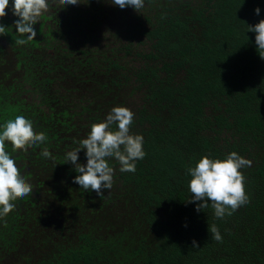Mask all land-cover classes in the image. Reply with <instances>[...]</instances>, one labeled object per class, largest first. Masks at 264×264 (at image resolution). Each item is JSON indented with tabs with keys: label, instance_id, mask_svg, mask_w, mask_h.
<instances>
[{
	"label": "trees",
	"instance_id": "1",
	"mask_svg": "<svg viewBox=\"0 0 264 264\" xmlns=\"http://www.w3.org/2000/svg\"><path fill=\"white\" fill-rule=\"evenodd\" d=\"M12 2L0 18V126L23 115L47 140L27 151L6 141L33 192L0 219V264H264V59L248 31L264 0H144L139 12L49 0L32 40L16 32ZM118 105L146 155L134 173L110 159L99 197L74 183L66 153ZM232 151L252 162L240 169L249 202L223 219L210 203L197 212L187 168Z\"/></svg>",
	"mask_w": 264,
	"mask_h": 264
},
{
	"label": "clouds",
	"instance_id": "2",
	"mask_svg": "<svg viewBox=\"0 0 264 264\" xmlns=\"http://www.w3.org/2000/svg\"><path fill=\"white\" fill-rule=\"evenodd\" d=\"M80 0H59L62 7L76 5ZM120 8L132 6L139 12L144 7V0H112ZM9 0H0V18L7 15L6 8ZM13 15L18 17L14 21L16 32L21 36L27 35V40L37 36L33 27L40 17L49 10V0H13ZM256 13L259 14V8ZM6 27L0 24V34H5ZM248 31L256 33L255 42L257 51L264 59V19L254 26L248 25ZM17 44L23 45L25 39H19ZM134 113L126 106L118 105L111 108L106 118L93 122L90 130L78 144L79 146L66 153V162L74 165L78 173L74 183L81 186L84 191H95L99 197L104 190H110L113 185L114 169L109 164L115 159L121 172H135L136 161L143 159L146 153L143 150L144 137L131 131ZM0 131V219L7 216L15 207L12 201L31 195L33 187L18 169L11 154L6 151V141L10 142L13 150H28L47 140L43 132H36L33 122L23 115L6 121ZM86 149V164L79 162L78 153ZM41 155L52 158V153L44 148ZM251 160L232 151L224 158H213L202 155L194 166L188 167L186 175L190 176L188 187L191 193L189 202L198 201L196 211L209 207L214 209L218 219L231 216L241 206L249 202L245 190V177L240 169L251 166ZM212 239L222 241V236L216 224L208 226ZM192 247H199L197 241H192Z\"/></svg>",
	"mask_w": 264,
	"mask_h": 264
},
{
	"label": "rangeland",
	"instance_id": "3",
	"mask_svg": "<svg viewBox=\"0 0 264 264\" xmlns=\"http://www.w3.org/2000/svg\"><path fill=\"white\" fill-rule=\"evenodd\" d=\"M134 13H135L134 10L133 11L127 10V12L125 13V19L134 21L133 19ZM109 25H117L112 16H109L108 19H106L105 26L108 27Z\"/></svg>",
	"mask_w": 264,
	"mask_h": 264
}]
</instances>
